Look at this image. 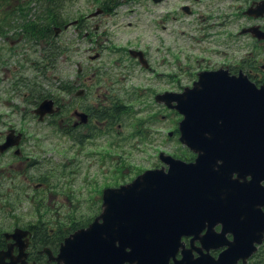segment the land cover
<instances>
[{"label":"flooded vegetation","instance_id":"af4514ba","mask_svg":"<svg viewBox=\"0 0 264 264\" xmlns=\"http://www.w3.org/2000/svg\"><path fill=\"white\" fill-rule=\"evenodd\" d=\"M131 1L135 0H128ZM225 1L235 5V17L246 21L236 31V38L247 39L249 49L242 55H237L238 50L232 56L213 50L212 53L229 59L212 64L209 57H198L188 65L176 67L165 59L155 65L146 45H132L124 50L130 64L132 61L141 72L155 75L161 86L155 92L146 88L148 93L141 94L139 91L143 88L129 86L127 75L131 68L119 76L110 68L99 66L78 68L70 82L27 83L21 86L25 87L22 94L13 90L22 106L12 105V116H18L19 125L10 122L0 130V145L8 137L14 143L4 151L0 149V264H65L56 257L68 237L87 228L103 211L106 188L127 184L147 170L168 171L170 165L165 161L168 157L188 163L196 160L197 153L180 141L183 115L174 107L176 101L168 104L158 101V94L182 92L194 85L200 72L218 69L227 71L230 76H245L257 87L264 86V0ZM98 7L103 10V17L112 15L107 6ZM250 8L251 14H247ZM87 19L98 18L87 17L82 23ZM0 25L3 47L11 52L23 51L25 56L24 47L30 49L32 37L28 22L16 15L13 4L1 0ZM249 27L251 32L243 33ZM161 28L166 29L167 25ZM208 37L213 35L202 33L193 37L197 44L195 49L205 47ZM104 38V42L110 40L109 36ZM90 40L93 41V35ZM109 47L101 42L91 50L101 58ZM132 50L138 52L131 53ZM122 62L124 58L115 64ZM29 64L36 73L40 74L41 69L47 71L45 65L37 66L33 61ZM146 97L152 101L144 102ZM46 99L52 100L53 105L41 119V111L36 110ZM27 121L37 123L35 134L30 133ZM32 138L39 145L54 139L63 145L66 159L60 161L56 172H49L45 166L38 172L33 171L39 164L28 154ZM160 141L163 146L159 145ZM177 142L181 147H176ZM145 148L152 152L146 153ZM33 150L38 149L34 146ZM239 175L242 181L251 179L250 174L238 172L233 173V178ZM216 229L220 231L222 225H217ZM206 231L207 228L202 234ZM226 237L233 239V234L228 233ZM191 238H183L187 247L191 246ZM199 244L196 241V245ZM257 246L247 263L239 260L237 264H264V235ZM225 248L212 249L211 253L217 257ZM177 257H182L181 251Z\"/></svg>","mask_w":264,"mask_h":264},{"label":"water","instance_id":"95a60500","mask_svg":"<svg viewBox=\"0 0 264 264\" xmlns=\"http://www.w3.org/2000/svg\"><path fill=\"white\" fill-rule=\"evenodd\" d=\"M182 9L191 12L187 5ZM101 12L97 8L88 17ZM61 31L56 27V35ZM157 100L176 101L183 115L180 141L197 153L196 160L168 157V171L147 170L127 184L106 188L103 211L66 239L56 259L65 264H237L247 263L262 243L264 86L221 69L202 71L192 87L158 94ZM52 105L49 99L41 103L36 110L41 119ZM11 145L8 137L0 149ZM234 172L251 179L233 178ZM185 236L192 237L189 247ZM222 247L217 257L211 253Z\"/></svg>","mask_w":264,"mask_h":264},{"label":"rangeland","instance_id":"374dc122","mask_svg":"<svg viewBox=\"0 0 264 264\" xmlns=\"http://www.w3.org/2000/svg\"><path fill=\"white\" fill-rule=\"evenodd\" d=\"M102 0H70L67 4V10L72 11L74 17L79 15L87 16L95 11L98 3ZM187 5L191 13L182 10V6ZM234 4L225 0H164L155 3L152 0H135L125 2L112 15L98 16L95 21L88 20L84 28L80 30L75 25L62 31L59 37L60 43H68L70 51L67 55H61L57 66L46 75H41L39 82H64L72 80L78 68H89L90 66L107 67L113 74L122 76L126 74L127 69L131 68L127 75V84L136 86L140 93L147 94L146 88L153 92L161 86L155 79V75L150 72H141L139 66L131 61L124 52L127 47L136 45H146L149 55L156 65L162 60H167L171 66L175 63L176 67L189 64L190 60L198 57H209L212 64H220L229 58L221 54L212 53L213 50L227 52L232 56L235 50L237 55H242L248 50L246 38H236V31L240 24L246 21L239 20L236 15ZM101 20V21H99ZM223 21L225 23H223ZM167 25L162 29L161 25ZM96 25H99L96 28ZM202 28H205L203 30ZM83 31V33H82ZM202 33L213 35L208 37L205 47L196 50V42L193 37ZM86 34V35H85ZM102 37H98L99 35ZM93 35V41L90 37ZM105 36L110 40L104 42ZM98 39V41H96ZM110 46L101 58L93 60L91 56L95 54L91 48L97 47L99 43ZM4 41L0 39V130H4L10 122L19 125L18 116H12V105L22 106V101L18 95L13 94V90L23 93L25 87L21 83L19 89L16 88L18 79L30 78L36 72L30 66L29 62L36 60L37 46L33 47L31 42L30 49L24 47L25 56L21 52H11L3 47ZM20 44L19 47H22ZM119 46V48H115ZM101 46L96 48L100 50ZM121 50V51H120ZM201 52V53H200ZM236 55V56H237ZM124 58L125 62L115 64ZM124 69V71L122 70ZM152 98H144V102ZM162 112V110H160ZM30 133L35 134L36 122L27 121ZM162 132V131H161ZM34 138L29 141L28 154L32 161L39 164L33 171L39 170L45 166L49 172H56L60 161L66 159L63 155V145L57 140H48L43 145L35 144ZM160 146L163 143L159 142ZM37 147V151L33 147ZM176 147H181L177 142ZM146 149V153H151V149ZM70 156H73L71 153Z\"/></svg>","mask_w":264,"mask_h":264},{"label":"trees","instance_id":"16d2710c","mask_svg":"<svg viewBox=\"0 0 264 264\" xmlns=\"http://www.w3.org/2000/svg\"><path fill=\"white\" fill-rule=\"evenodd\" d=\"M8 4H13L16 15H21L25 22H28L32 37H30L31 45L37 46L38 56L33 62L37 66L45 65L47 71L57 66L59 57L67 55L70 51L68 43H60L59 37L55 36V26L64 27L72 20L80 19V30L84 28L82 23L83 15L74 17L72 11L67 10V4L70 0H1ZM128 0H102L98 4H103L109 8L111 12L118 9L124 2ZM8 14V9H7ZM1 27V25H0ZM78 27V26H77ZM83 33V31H82ZM86 35V34H85ZM36 36V39H35ZM46 39L41 41L40 39ZM41 73L31 75L30 78L18 79L16 84H27L38 82L41 75H46L47 71L41 69ZM72 80L64 81L69 82Z\"/></svg>","mask_w":264,"mask_h":264}]
</instances>
